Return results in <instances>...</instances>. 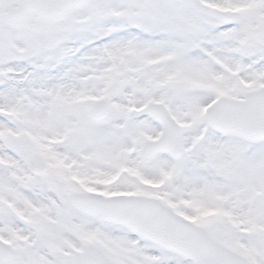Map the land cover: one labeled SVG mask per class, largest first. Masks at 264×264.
Instances as JSON below:
<instances>
[{
    "label": "snow or ice",
    "instance_id": "6c2138e0",
    "mask_svg": "<svg viewBox=\"0 0 264 264\" xmlns=\"http://www.w3.org/2000/svg\"><path fill=\"white\" fill-rule=\"evenodd\" d=\"M0 264H264V0H0Z\"/></svg>",
    "mask_w": 264,
    "mask_h": 264
}]
</instances>
